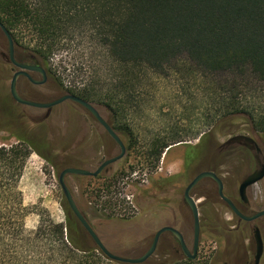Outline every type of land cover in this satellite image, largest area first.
Returning <instances> with one entry per match:
<instances>
[{
    "label": "trees",
    "instance_id": "1",
    "mask_svg": "<svg viewBox=\"0 0 264 264\" xmlns=\"http://www.w3.org/2000/svg\"><path fill=\"white\" fill-rule=\"evenodd\" d=\"M0 19L66 93L106 108L113 130L132 147L134 128L127 121L143 113L153 83L182 70L211 91L212 128L247 119L264 134V104L246 94L264 92V0H0ZM80 48L91 50L86 67L75 68L72 59L55 62ZM67 80L71 88L64 87ZM183 138L178 132L157 136L146 160L160 163ZM30 149L20 137L0 144V264H121L88 246L67 202L65 224L41 219L37 229L27 228L35 210L25 204L21 183ZM114 184L107 178L97 188L100 205ZM145 264L205 263L182 255Z\"/></svg>",
    "mask_w": 264,
    "mask_h": 264
},
{
    "label": "rangeland",
    "instance_id": "2",
    "mask_svg": "<svg viewBox=\"0 0 264 264\" xmlns=\"http://www.w3.org/2000/svg\"><path fill=\"white\" fill-rule=\"evenodd\" d=\"M25 52L27 57L33 56L30 51ZM86 53H91V50L81 51L80 48L63 52L55 57V62L72 59L75 68H84L87 65ZM10 79L11 73L0 70V144H15L20 137L31 146L21 183L25 204L35 210L27 219V228L30 231L37 229L41 219L65 224L66 201L59 184L60 173L67 168L85 169L82 164L93 140L99 138L105 152V158L101 157L94 170L110 157L118 155L119 147L85 109L72 102L57 107L50 120L43 124L19 120L21 116L40 115L44 111L15 105L9 97ZM152 85L154 94L148 97L143 113L131 116L127 121L134 128L133 147L130 139L121 136L127 147V156L110 167L109 178L114 177L115 184L111 193H104L101 205L96 192L104 180L72 175L66 179L80 211L107 249L117 256L131 259L149 250L155 234L163 227H173L182 232L192 251L193 219L184 207L183 194L196 175L213 164L212 160L204 159L205 154H212L209 151L203 153L199 163L185 168V157L189 154L186 147L197 146L206 137L210 143L214 141L221 146L231 137L246 135L256 139L264 154V134L254 131L247 119L224 120L212 128L215 100L192 71H173L169 77ZM64 87L71 88L70 80L65 81ZM42 90L49 94L51 100L66 92L51 79ZM246 94L255 95L256 104H264V92L253 94L248 89ZM94 106L105 120L112 121L106 108ZM177 132L184 136L183 143L166 150L160 163L151 165L146 160L150 141L157 136ZM237 163L236 160L228 162L222 173L234 170ZM107 201L115 205L103 206ZM214 209L216 222L210 225L204 219L212 230L205 229L202 233L197 255L198 261L205 264H211L219 248L225 250L227 237L223 231L232 227L233 222L226 208L219 206ZM237 240H243L240 234ZM245 241L249 246L250 241ZM162 242L150 259L152 262L182 257L170 234H165ZM88 246L95 247L89 238Z\"/></svg>",
    "mask_w": 264,
    "mask_h": 264
},
{
    "label": "flooded vegetation",
    "instance_id": "3",
    "mask_svg": "<svg viewBox=\"0 0 264 264\" xmlns=\"http://www.w3.org/2000/svg\"><path fill=\"white\" fill-rule=\"evenodd\" d=\"M5 30L9 33L12 39V42H13L15 61L19 65H27V66H33V67L40 66L45 71L47 79H48L46 84L36 85L33 83V81L38 82V81L43 80L42 74L39 72L25 71L29 76H25V75L20 76L17 81V92L19 96L22 99L30 101V102L39 103V104H48V103H51L57 100L58 98L64 95H68V93L64 92L62 96L56 99H53V100H51L48 97L49 94H47L44 90H42L44 87L47 86L49 80L51 79L48 76L45 68L41 65L39 60H37L35 57L26 56L25 50L16 45L11 33L8 31L7 27L0 19V64L2 65L0 66V70L11 73L10 86H11V82L13 80L14 75L21 71L24 72V70L15 66L11 62L10 41H9L7 34L5 33ZM10 86H9V97L13 101V103L21 107L31 108V107L20 105L17 102H15V100L13 99L11 95ZM68 102H72V101H68ZM57 107H54L51 109L33 108L36 110L44 111V113L40 115L28 114L23 117L21 116L20 117L21 119L19 120H29L32 122H38V123L43 124L50 120L54 110ZM11 115L13 116V113H11ZM94 120L96 121L95 118ZM106 122L112 128L111 122L107 120ZM97 124L100 127H102L98 122ZM104 131L106 130L104 129ZM119 137L121 138L120 135ZM248 137H250L254 141V143H249L248 146L245 145L244 142L241 144L227 145V142L233 137H231L225 144L218 146L217 144H215L214 141L210 143L209 138L206 137L204 138V140H202L199 143V145L192 146V147L190 146L186 147V149L189 150V154L188 156L186 155L185 157V168L189 167L190 165L194 163H199L203 159L202 155H204L205 152H209V151L212 152L211 155L208 153V154H205L204 156V159L212 160V164H213L204 172H210V173L215 174L217 178H219L222 182L224 197L231 202V204L236 208V210L242 216L246 218H252L256 216L257 214L264 211V204H262L264 203V177L256 181L255 183L249 185L245 189L243 194L241 193V186L245 184L246 182H248L251 178L254 179L258 177L261 174V171L264 170V154H263V151L260 145L256 141V139L253 136H248ZM258 148L261 150L260 153H258L257 151ZM87 150H90V152L89 154H85V160L82 166L83 168H85V170L94 171L95 164L100 161L101 157L105 158L104 147L102 145V142L98 138L97 140L92 141V143L89 146V149ZM119 154H120V148H119ZM126 156H127V147H126L125 157L121 161L115 164H118L122 162L123 160H125ZM114 157H110L109 159H112ZM232 160H236L238 162L237 167L234 168V170L222 173V169L225 168L227 163ZM111 166H109L105 171H103L101 175H99L97 178H93V179L105 180L109 178V176H111L109 175ZM198 175H196V177ZM193 180L188 184V186L193 182ZM188 186L186 187V189L188 188ZM185 191L183 194V204L193 219V212L191 210V207L185 202ZM190 196L195 201L198 212H199L201 235L205 229L210 230L211 228L209 225H206L204 223L205 218H206V221L210 222V225L211 223L216 222L217 215H215L216 214L215 213L216 210L214 209L215 207L222 206L226 208L233 217V222L231 225L232 227L226 228L223 231L227 237V247L225 248L224 251L219 248L218 254L216 253V256L211 261V264H264V217H260L255 220L248 221L238 216L234 212L231 205L221 197L219 184L216 180L212 178H207V179H203L202 181H200L191 190ZM261 204L262 206H260ZM193 233H194V219H193ZM257 233L259 234L260 239L262 241V249H261V255H260L259 260H257V252H258V246L256 242ZM238 234H240V236L242 237L243 239L242 241L237 240ZM164 236L165 234L161 236L158 246H157V250L161 247ZM170 236L172 237V239L175 240V238L171 234ZM246 239L250 241L249 246L246 245V241H245ZM175 242L177 243L176 240ZM200 245H201V242H200ZM200 245H199V248H200ZM180 251L182 252V255L186 257L185 253L181 250V248H180Z\"/></svg>",
    "mask_w": 264,
    "mask_h": 264
},
{
    "label": "water",
    "instance_id": "4",
    "mask_svg": "<svg viewBox=\"0 0 264 264\" xmlns=\"http://www.w3.org/2000/svg\"><path fill=\"white\" fill-rule=\"evenodd\" d=\"M5 33L7 34L9 41H10L11 62L15 66L24 70V72L21 71L19 73H16L13 77L12 82H11L10 91H11V95H12L13 99L15 100V102H17L20 105L31 107V108H36V109H51V108L60 106V105L64 104L65 102L72 101V102L80 105L84 109H86L96 119V121L106 130L108 135L114 140V142L120 148V154L119 155H117L116 157H114L112 159L106 160L94 171H89V170H85V169H78V168H67V169L63 170L59 175V184H60L63 195L65 197V200H66L71 212L73 213V215L77 219L78 223L80 224L81 228L84 230V232L86 233L88 238L91 240L93 245L96 248H98L106 258H108L109 260H111L113 262H117V263H121V264H145L156 254L157 246H158V243H159L161 236L168 233V234H171L175 238L179 247L185 253L186 257L190 260H195L197 258V254H198V250H199L201 232H200L199 212H198L197 205H196L195 201L190 196V193H191V190L203 179L212 178L218 182L221 197L231 205L234 212L238 216H240L241 218L248 220V221H252V220L258 219L260 217H264V211L257 214L256 216H254L252 218H246V217L242 216L236 210V208L231 204V202L224 197L223 185H222L221 180L219 178H217V176L213 173L203 172V173L199 174L193 180V182L188 186V188L185 191V202L191 207V210L193 212V219H194V233H193L192 251L188 248L186 241H185V238L180 231H178L177 229H175L173 227H163L155 234L153 243H152L151 247L149 248V250H147L140 257L131 259V258L120 257V256H117V255L111 253L107 249V247L103 244L99 235L95 232V230L92 228V226L90 225L88 220L85 218V216L80 211L77 203L74 200V197L72 195L71 190L67 186L66 179L70 175L79 176V177H86V178H97L109 166L121 161L125 157V155H126L125 144L123 143V141L121 140L119 135L106 122V120L103 118V116L101 115L99 110L94 105L78 98L77 96L69 95V94L64 95V96L58 98L57 100H55L51 103H48V104H39V103H34V102H30V101L22 99L17 92V81H18L20 76H23V75L29 76L25 71L39 72L42 74L43 80L38 81V82L33 81V83L36 85H44L47 83L48 79H47L45 71L40 66L33 67V66H27V65H19L15 61V59H14V47H13L12 39L6 30H5ZM243 142L247 146L249 143H254V141L250 137L244 136V135H239V136H235V137L231 138L227 142V145L241 144ZM257 151H258V153L261 152V150L259 148L257 149ZM263 177H264V170L261 171V174L258 177L254 178V179L251 178L248 182L243 184L241 186V193L243 194L245 189L249 185L255 183L256 181H258L260 179H262ZM256 242H257V246H258L257 260H259L260 255H261V249H262V241H261L258 233L256 235Z\"/></svg>",
    "mask_w": 264,
    "mask_h": 264
}]
</instances>
